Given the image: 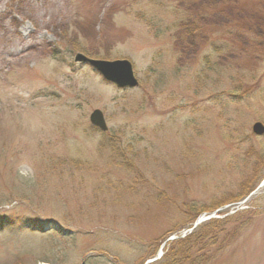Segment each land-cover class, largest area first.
Returning <instances> with one entry per match:
<instances>
[{
	"label": "rangeland",
	"instance_id": "obj_1",
	"mask_svg": "<svg viewBox=\"0 0 264 264\" xmlns=\"http://www.w3.org/2000/svg\"><path fill=\"white\" fill-rule=\"evenodd\" d=\"M7 43L0 264L159 260L264 153L253 131L264 123V0H0V53ZM79 52L130 59L139 85L107 81ZM96 108L107 131L91 122ZM258 182L199 216L224 221L204 232L196 264H264Z\"/></svg>",
	"mask_w": 264,
	"mask_h": 264
},
{
	"label": "trees",
	"instance_id": "obj_2",
	"mask_svg": "<svg viewBox=\"0 0 264 264\" xmlns=\"http://www.w3.org/2000/svg\"><path fill=\"white\" fill-rule=\"evenodd\" d=\"M217 45L218 46H216V51L218 53H220L223 49L229 46L227 42L218 43ZM252 169L253 172L249 176L247 175L244 181L241 183V189L238 191L236 196L231 198L229 197L228 199L219 202L210 209L207 208L197 209V212L188 221V223L185 226L180 227V229H182L188 225L189 228H193L192 232H187L185 236H183L184 233L181 232L178 238L173 239V241H167L169 236L179 231V229L172 230L169 233H167L163 238H161L162 240L157 241L159 246H161L164 242L167 241V243H169L168 249L166 253L159 260H156L149 264H177V263L186 264L190 262L196 264V260L202 255L201 253L202 248L200 247V245H202L206 239V238L204 239V232L206 236L207 233L213 232V230H215L218 227V225L222 221H224L217 217H211L208 220L203 221L200 224H198L196 227H194L196 220L204 211L207 213H211L220 204L221 205L226 204L230 201L237 202L238 200H241L244 197L249 196L258 186L259 179L264 177V153H260L259 156L256 157V161L252 165ZM157 252H152L150 255H148L147 260L155 257L157 255Z\"/></svg>",
	"mask_w": 264,
	"mask_h": 264
},
{
	"label": "water",
	"instance_id": "obj_3",
	"mask_svg": "<svg viewBox=\"0 0 264 264\" xmlns=\"http://www.w3.org/2000/svg\"><path fill=\"white\" fill-rule=\"evenodd\" d=\"M75 59L79 62H88L92 64L106 80L115 83L119 87L125 88L139 85V79L135 73L133 63L130 59H94L81 52L76 55ZM90 119L91 122L100 129L104 131L108 130L109 126L103 110L99 108L93 110L90 115ZM253 131L259 135L264 134V123L261 121L255 122L253 125ZM199 222L200 220L195 223V226L198 225ZM153 260L154 259L148 260L147 263Z\"/></svg>",
	"mask_w": 264,
	"mask_h": 264
},
{
	"label": "bare ground",
	"instance_id": "obj_4",
	"mask_svg": "<svg viewBox=\"0 0 264 264\" xmlns=\"http://www.w3.org/2000/svg\"><path fill=\"white\" fill-rule=\"evenodd\" d=\"M10 37H13L12 36V34H10V35H8V36H6V42H7V39H8V43H12V40H10ZM8 43H7V45L6 46H4V48H3V50L1 51V53H0V61H7L8 60V56L6 57V55L9 53V54H11V48L10 49H8ZM11 51V52H10ZM20 52H18L17 54L18 55H20L19 54Z\"/></svg>",
	"mask_w": 264,
	"mask_h": 264
}]
</instances>
